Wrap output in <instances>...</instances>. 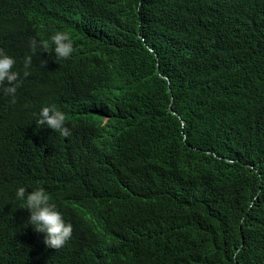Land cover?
Segmentation results:
<instances>
[{
  "label": "trees",
  "instance_id": "trees-1",
  "mask_svg": "<svg viewBox=\"0 0 264 264\" xmlns=\"http://www.w3.org/2000/svg\"><path fill=\"white\" fill-rule=\"evenodd\" d=\"M1 24L0 264H264V0H0ZM105 185L117 206L90 220ZM20 187L47 190L67 247H39Z\"/></svg>",
  "mask_w": 264,
  "mask_h": 264
},
{
  "label": "clouds",
  "instance_id": "clouds-1",
  "mask_svg": "<svg viewBox=\"0 0 264 264\" xmlns=\"http://www.w3.org/2000/svg\"><path fill=\"white\" fill-rule=\"evenodd\" d=\"M2 26L3 24L0 25V29ZM9 27L16 34L23 31L22 27L11 23H9ZM8 35L9 32L6 27L0 31V37H7ZM51 42L55 46L54 51L58 59H68L74 51L73 43L67 32H56L51 36ZM37 47L47 51L49 45L46 41L37 43L36 40H32L31 49L33 53L36 52ZM31 62V56L25 57V76L30 74L27 69L30 67ZM15 64V59L6 55L3 49H0V85H4L7 82L9 86L3 89L6 94L14 95L17 90L16 82L19 73L13 70ZM37 123L40 126L46 125L54 131L59 132L63 137H69L71 135L72 125L70 121L66 118L65 113L56 109L55 106L42 108ZM105 124L106 121H103L101 126ZM117 126L118 122L116 123V128ZM116 128H113V124H111L106 136L110 137L112 131ZM104 188V194L90 209V220L106 217L117 206L114 203L113 194L109 189V185H105ZM26 191L24 187H20L16 190L15 195L18 200H22L20 212L23 219L33 225L36 232L45 234L44 243L46 246L39 245V247L47 252L51 248L59 250L62 247H67V242L72 237V224L65 222L63 214L57 209L51 200L50 194L43 187L36 188L31 192H27V194Z\"/></svg>",
  "mask_w": 264,
  "mask_h": 264
}]
</instances>
